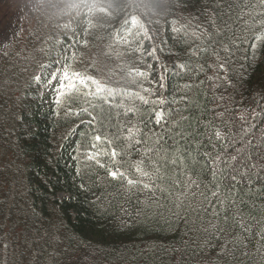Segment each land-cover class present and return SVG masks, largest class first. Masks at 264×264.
Returning a JSON list of instances; mask_svg holds the SVG:
<instances>
[{
  "label": "trees",
  "instance_id": "16d2710c",
  "mask_svg": "<svg viewBox=\"0 0 264 264\" xmlns=\"http://www.w3.org/2000/svg\"><path fill=\"white\" fill-rule=\"evenodd\" d=\"M107 1L74 45L101 92L61 62L44 97L53 25H0V264H264V3ZM117 40L147 76L112 75Z\"/></svg>",
  "mask_w": 264,
  "mask_h": 264
},
{
  "label": "rangeland",
  "instance_id": "374dc122",
  "mask_svg": "<svg viewBox=\"0 0 264 264\" xmlns=\"http://www.w3.org/2000/svg\"><path fill=\"white\" fill-rule=\"evenodd\" d=\"M164 1L167 2L168 0ZM107 3V0H0L1 31L8 33L10 26H12V33L9 36L11 43L4 38L3 46L9 47L14 45V43L16 46L21 45L23 43L22 34L24 33L22 30L25 25L30 26L31 23L36 20L45 27L50 25V23L53 25V29L47 30L40 43V45H42V49L38 55L40 61L35 70L36 76L41 78L44 68L49 65L45 57H55L54 61L57 67H53V74L56 78L52 79L50 85L45 88L43 92L44 97L49 94L51 86L53 87L59 79L63 78V71H68V73H70V67L72 73H77L78 71L76 68L81 67H83L81 70L88 71V63L86 62L91 61V56L88 55L91 49L87 51L76 49V47H74V45H76L75 40L80 37V32H83L95 19V11L97 8L99 6H105ZM5 23L7 25H5ZM54 27L58 29H54ZM54 30L55 33H53ZM89 46V43H87L86 47ZM122 46L123 44L117 40L103 45V48L100 50L106 54H113L111 58L117 61L112 63L110 60V72L112 75L124 79L125 77L133 76L136 72L134 68L130 67V61L127 60ZM29 55H24V58ZM32 57L35 58L36 54ZM21 59H23V55ZM61 62L69 63L70 67L68 64L64 66L61 65ZM24 73L26 76L29 71L27 74L26 72ZM17 80L18 79L15 78V82L6 87L8 93L12 87L17 86L15 84ZM139 88L138 90H141L142 86L140 85ZM1 92L2 89H0V93ZM140 94L141 93H139V97L142 96Z\"/></svg>",
  "mask_w": 264,
  "mask_h": 264
},
{
  "label": "snow or ice",
  "instance_id": "6c2138e0",
  "mask_svg": "<svg viewBox=\"0 0 264 264\" xmlns=\"http://www.w3.org/2000/svg\"><path fill=\"white\" fill-rule=\"evenodd\" d=\"M261 3H264V0H261ZM129 23L131 25H133V26H138L142 30L143 35L144 36H147L148 29L144 26V24L140 23V21L137 19V17L132 16L130 21L128 19H126V20L123 21V25H128ZM173 31H178V29L173 28ZM148 39H151V37H148ZM260 39H264V37H260ZM148 67L150 68L151 65H149ZM219 68H220L221 71L227 72V69L224 68V65L223 64L219 65ZM62 74H63L64 80L70 82V76H69L68 71H63ZM74 75L80 80L81 83H87V81L91 80L92 83L96 84V86H97V92L105 91V88L102 87L101 84H100V82L98 80H96L94 77H84L80 73H74ZM136 75L137 76H141V77H145L148 74L146 72H144V71L137 70L136 71ZM55 78L56 77L53 75L52 76V79H55ZM35 79L37 81H39L40 77H35ZM162 79H163V77H161V80ZM74 87H75V85L73 84V88ZM109 91H111V90H109ZM145 91H147V89ZM145 103H147V101H145ZM85 111H86V109H85ZM77 115H78V113H77ZM155 116H156V123L157 124H160L163 121V119H164L163 112H156L155 113ZM93 119H95V118H93ZM216 136L219 137L220 136V132L217 131L216 132ZM94 139L97 140V141H99L101 139V137L97 135V136L94 137ZM249 143H252V142L249 141ZM262 145H264V141H262ZM111 154H112V156H116L117 155V153H116V151L114 149H113V151H112ZM89 158L91 159L92 157H89ZM233 159H235V157H233ZM250 159H251V157H249V160ZM257 166H258L257 164H250L249 165V167H251V168H256ZM261 167H264V165H261ZM139 170L140 169L137 168V171H139ZM108 174L113 179L121 178V177L124 176L123 173H120L118 171H109ZM233 179H235V177H233ZM127 182L129 184H132L133 183L132 180H128ZM145 187H147V185H145ZM213 195H216V193H213ZM262 238H264V237H262Z\"/></svg>",
  "mask_w": 264,
  "mask_h": 264
}]
</instances>
